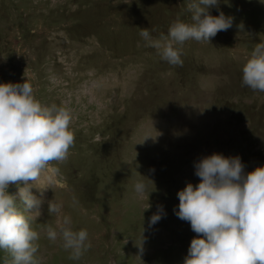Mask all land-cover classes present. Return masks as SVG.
I'll return each mask as SVG.
<instances>
[{
    "label": "rangeland",
    "instance_id": "obj_1",
    "mask_svg": "<svg viewBox=\"0 0 264 264\" xmlns=\"http://www.w3.org/2000/svg\"><path fill=\"white\" fill-rule=\"evenodd\" d=\"M220 11L232 26L178 45L183 64L172 65L140 32L167 36L174 20L189 19L185 0H0V82L27 76L42 104L72 114L74 144L51 162L52 188L31 189L43 201L32 223L41 264H183L198 234L176 215L177 193L200 182L196 162L221 152L238 154L245 173L264 165V91L242 82L264 41V2L220 0L210 12ZM64 216L88 231L78 260L46 235ZM10 260L0 249V264Z\"/></svg>",
    "mask_w": 264,
    "mask_h": 264
},
{
    "label": "clouds",
    "instance_id": "obj_2",
    "mask_svg": "<svg viewBox=\"0 0 264 264\" xmlns=\"http://www.w3.org/2000/svg\"><path fill=\"white\" fill-rule=\"evenodd\" d=\"M219 3L185 0L189 19L178 17L167 36L159 39H154L148 28H143L140 36L158 50L163 60L182 65L178 45L188 40L210 41L232 26V16L223 11L211 14L210 8ZM242 82L264 91V41L255 45L245 62ZM71 120L68 107L45 105L36 98L31 78L0 82V249L11 255L7 264H41L37 243L40 234L32 223L41 215L43 201L31 189L35 186L43 193L54 183L52 174L59 170L51 162L64 161L74 144ZM244 168L238 154L214 152L196 162L195 174L200 182H189L177 193L176 215L189 221L198 234L192 238L183 264H264V165L247 173ZM10 184L18 186L17 193L9 191ZM146 187L143 180L134 184L140 197ZM60 207L50 200L48 211L58 212ZM162 215L160 206L149 224H155ZM71 225V218L64 216L57 227L47 228L46 235L51 241L62 239V246L71 250L70 258L78 260L91 242L87 229L74 230Z\"/></svg>",
    "mask_w": 264,
    "mask_h": 264
}]
</instances>
